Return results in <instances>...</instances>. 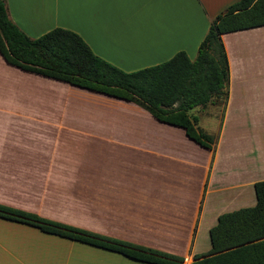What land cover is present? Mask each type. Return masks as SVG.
I'll list each match as a JSON object with an SVG mask.
<instances>
[{"label":"crops","instance_id":"crops-1","mask_svg":"<svg viewBox=\"0 0 264 264\" xmlns=\"http://www.w3.org/2000/svg\"><path fill=\"white\" fill-rule=\"evenodd\" d=\"M233 1L4 3L28 36L68 28L97 56L130 71L178 50L193 59L210 19ZM221 40L226 102L189 109L199 127L216 135L213 148L132 101L22 70L0 55V75L4 66L15 67L51 93L43 103L48 111L23 113L20 124L53 131L12 133L10 83L0 82L8 92L0 99V203L180 255L182 264L207 251L217 215L253 205V182L264 179V24L222 32ZM30 138L41 145L27 146ZM0 264L155 263L0 216Z\"/></svg>","mask_w":264,"mask_h":264},{"label":"trees","instance_id":"trees-1","mask_svg":"<svg viewBox=\"0 0 264 264\" xmlns=\"http://www.w3.org/2000/svg\"><path fill=\"white\" fill-rule=\"evenodd\" d=\"M260 24H264V0H235L210 19L193 59L178 50L166 60L126 71L97 56L68 28L57 26L36 37L28 36L8 17L4 0H0V55L22 70L132 101L155 119L182 127L199 145L213 148L216 135L199 127L189 109L207 102L224 106L228 67L221 33ZM253 191V205L217 215L208 228L210 248L193 254L188 264H264V179L253 182ZM0 216L136 260L155 264L183 261L174 253L2 203Z\"/></svg>","mask_w":264,"mask_h":264},{"label":"rangeland","instance_id":"rangeland-1","mask_svg":"<svg viewBox=\"0 0 264 264\" xmlns=\"http://www.w3.org/2000/svg\"><path fill=\"white\" fill-rule=\"evenodd\" d=\"M29 73L18 70L15 67L6 65L4 66V70L0 75V82L3 84L6 83L8 87L10 83L11 88V101H12V125L11 132L12 133H20L22 131H30L31 132H53L51 125H39L37 123H31L30 125L33 128H28L27 126L20 124V119L22 118L23 113L28 115H38L48 111L43 103H48L51 98V93L45 92V85H35L33 84V79ZM50 81V80H49ZM4 94L8 95V92L4 93L3 89L0 91V99L3 100ZM31 95V96H30ZM49 100V101H47ZM30 127V126H29ZM8 130V128H6ZM50 135V133H48ZM33 139V140H32ZM27 146H34V143H38L41 145L42 141H36L34 138H30L26 140ZM44 147L51 146V140L43 141Z\"/></svg>","mask_w":264,"mask_h":264}]
</instances>
